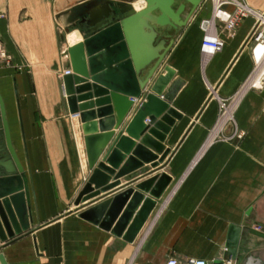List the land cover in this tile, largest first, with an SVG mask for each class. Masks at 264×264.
<instances>
[{"label":"crops","instance_id":"obj_1","mask_svg":"<svg viewBox=\"0 0 264 264\" xmlns=\"http://www.w3.org/2000/svg\"><path fill=\"white\" fill-rule=\"evenodd\" d=\"M85 1L0 0V46L7 55H0V94L24 168L29 222L7 241L0 239L8 264H165L171 255L202 257L208 264L222 258L225 264H264V237L250 230L264 229V87L242 88L251 73L257 84L264 77V56L256 58L245 45L255 15L242 18L231 34L221 31L225 45L208 57L201 49V23L212 15L211 2L203 1L185 26H158V39L174 43L120 126L112 125L109 145L119 132L129 136L128 122L168 65L173 75L163 94L173 93L169 105L181 113L164 141L169 152L162 161L158 155L157 165L145 162L77 204L91 170L80 114L68 106L61 74L71 66L61 50L84 37ZM247 2L264 11V0ZM236 95L235 122L228 124L219 117V102ZM162 172L172 180L133 241L81 215L129 187L143 191L137 184ZM114 180L112 175L108 184ZM230 223L244 228L236 259L226 246Z\"/></svg>","mask_w":264,"mask_h":264},{"label":"water","instance_id":"obj_2","mask_svg":"<svg viewBox=\"0 0 264 264\" xmlns=\"http://www.w3.org/2000/svg\"><path fill=\"white\" fill-rule=\"evenodd\" d=\"M144 1L142 8L137 9L134 0H86L85 3L89 5L83 16L86 21L82 29L84 37L67 50L71 72L63 75L64 88L70 112L80 114L91 170L75 200L77 204L98 194L100 188L105 190L118 184L119 177L145 162L152 161L153 166L157 165L158 160L155 159L159 154L162 161L169 152L164 141L176 118L181 117V113L169 105L173 93L169 90L163 94L173 75L172 68L167 65L166 74H159L152 85L156 93L146 94L128 122L126 130L129 136L119 132L109 145L116 133L112 125L120 126L174 43V38L158 39V26H185L203 0ZM66 30L70 31V27ZM94 95L97 96L96 100L78 102ZM94 104L98 108L89 109ZM97 114L100 119L94 120ZM104 149L106 152L100 159ZM23 172L24 168L12 145L6 107L0 94L2 241H7L29 226ZM112 175H115V180L113 184H108ZM171 180L169 173L162 172L137 184L138 188L149 194L129 187L83 210L81 215L133 241ZM251 209L252 206H249L247 212L250 213ZM243 230L242 225L230 223L226 241L230 259L237 258ZM250 230L264 237V229L251 227ZM0 260L2 264H8L3 252H0ZM225 263L224 258L214 262Z\"/></svg>","mask_w":264,"mask_h":264},{"label":"built area","instance_id":"obj_3","mask_svg":"<svg viewBox=\"0 0 264 264\" xmlns=\"http://www.w3.org/2000/svg\"><path fill=\"white\" fill-rule=\"evenodd\" d=\"M204 1V0H203ZM202 1V2H203ZM212 3V15L208 18H205L201 26L204 30V36L202 39L201 49L204 57H208L209 55L220 51L225 45V39L221 36L220 32L226 30L228 34L233 33L239 21L243 16L248 14H254L256 17L255 25L251 30V34L248 38V43L251 39L254 40L252 45V52L254 53L256 58H261L264 56V52L258 54L256 52V47L262 41L264 42V11H257L253 9L248 4L241 2L240 0H210ZM234 5V8L228 9L227 5ZM64 31V29H61ZM65 43L62 46L63 57L68 58L69 55L67 53V48L64 47ZM0 55L3 57H7L6 53L2 50L0 46ZM71 72L70 68H67L64 73ZM257 77L254 76V73L243 83L242 88L247 86H253L256 88L264 87V77L261 78L259 84H257ZM238 95L236 97L230 98H222L219 102V117L222 120H226L228 124H234V107ZM235 135L241 136V132H237V128L235 127ZM165 264H208V260L202 257L191 256L188 258H180L176 255H171L167 258Z\"/></svg>","mask_w":264,"mask_h":264},{"label":"bare ground","instance_id":"obj_4","mask_svg":"<svg viewBox=\"0 0 264 264\" xmlns=\"http://www.w3.org/2000/svg\"><path fill=\"white\" fill-rule=\"evenodd\" d=\"M141 1H142L143 3L145 2L144 0H139V1H137L138 3L140 2V4L138 5V7L142 5V2H141ZM137 2H136V3H137ZM138 3H137V4H138ZM73 32H77V31H73ZM73 32L69 33V34H70V39L73 38V39L76 40L77 38L74 36V33H73ZM261 42H262V41H261ZM261 42L258 44L257 47H263V51H262V52H264V44L261 43ZM257 47H256V50H257ZM65 48H66V47H65ZM67 52H68V51H67ZM256 52H257V51H256ZM258 54H260V53H258ZM262 73H263V72H262ZM261 75H262V74H261ZM258 84H259V83H258ZM76 119H77V118H75V120H76ZM82 148H83V150H84V144H83V141H82ZM84 156H85V158H86V162H87V153H86L85 151H84ZM84 161H85V160H84Z\"/></svg>","mask_w":264,"mask_h":264},{"label":"rangeland","instance_id":"obj_5","mask_svg":"<svg viewBox=\"0 0 264 264\" xmlns=\"http://www.w3.org/2000/svg\"><path fill=\"white\" fill-rule=\"evenodd\" d=\"M137 1H139V0H136L135 3H136ZM204 1H206V2H208V1L211 2L210 0H204ZM240 1L243 2V3H245V4H248L247 0H240ZM135 3H134V4H135ZM137 3H138V2H137ZM249 15H253V14H248V15H246V16H249ZM246 16H243L242 18H244V17H246ZM242 18H241V19H242ZM240 21H241V20H240ZM240 21H239V22H240ZM255 21H256V20H255ZM254 25H255V22H254V24H253L251 30L253 29ZM251 30H250V32H251ZM225 31H226V30H225ZM226 32H227V31H226ZM250 32H249V34H248V36H247V38H246V39H247V42H246L245 45L248 44V45H250V47H252V45H253V43H254V40L251 39V41L248 43V37H249V35L251 34ZM227 33H228V32H227ZM251 74H252V73H251ZM251 74L247 77V79L251 76ZM247 79H246L245 81H247ZM245 81H244V82H245Z\"/></svg>","mask_w":264,"mask_h":264},{"label":"flooded vegetation","instance_id":"obj_6","mask_svg":"<svg viewBox=\"0 0 264 264\" xmlns=\"http://www.w3.org/2000/svg\"><path fill=\"white\" fill-rule=\"evenodd\" d=\"M82 24L86 23V21L81 22Z\"/></svg>","mask_w":264,"mask_h":264}]
</instances>
